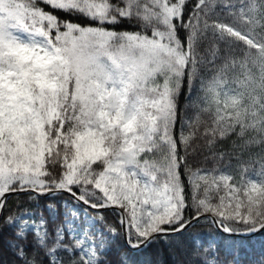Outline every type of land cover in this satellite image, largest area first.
Instances as JSON below:
<instances>
[{
  "label": "snow or ice",
  "instance_id": "obj_1",
  "mask_svg": "<svg viewBox=\"0 0 264 264\" xmlns=\"http://www.w3.org/2000/svg\"><path fill=\"white\" fill-rule=\"evenodd\" d=\"M0 264H264V0H0Z\"/></svg>",
  "mask_w": 264,
  "mask_h": 264
}]
</instances>
